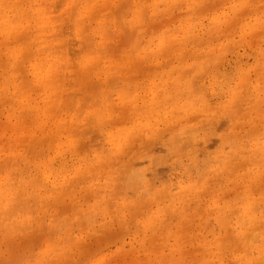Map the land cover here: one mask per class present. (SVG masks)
I'll return each mask as SVG.
<instances>
[{
    "label": "rangeland",
    "instance_id": "374dc122",
    "mask_svg": "<svg viewBox=\"0 0 264 264\" xmlns=\"http://www.w3.org/2000/svg\"><path fill=\"white\" fill-rule=\"evenodd\" d=\"M261 90L264 0H0V264H264Z\"/></svg>",
    "mask_w": 264,
    "mask_h": 264
},
{
    "label": "bare ground",
    "instance_id": "6f19581e",
    "mask_svg": "<svg viewBox=\"0 0 264 264\" xmlns=\"http://www.w3.org/2000/svg\"><path fill=\"white\" fill-rule=\"evenodd\" d=\"M51 3H56L58 0H49ZM7 2H8V0H7ZM12 2H13V0H12ZM31 2H33V3H35L36 4V0H31ZM18 2H15L14 4H17ZM13 4V3H12ZM18 6V4L16 5V7L14 8V9H12V11H14V15H13V17L12 18H10V17H8L10 20H11V22L16 26V25H19V23L20 22H22V20H26V19H28V17H30L31 16V18L33 19L34 17L36 18V6L35 5H32L31 7H30V12L28 13V12H24L23 10H22V8H23V6H22V8H20L19 6ZM14 7V6H13ZM25 11H27V9L25 10ZM40 11H42V10H40ZM43 13L44 12H42V15H43ZM38 15H40V13H38ZM44 16H46L47 17V13L45 14L44 13ZM8 19V20H9ZM7 20V21H8ZM23 24V23H22ZM11 25V24H10ZM37 70V69H36ZM262 91L263 90H261V93H262ZM258 93V92H257ZM262 94H264V93H262ZM181 97V96H180ZM189 97V96H188ZM200 98H202L201 96H200ZM150 99H151V104H150V106H151V109L152 108H154V107H157V104H160V102H161V104H162V108H159L160 110H161V112L159 113V115H158V117L156 118V120H154V121H152V122H156L160 117H163V116H167V115H169V114H178V113H180V112H182V111H184L182 108H176L175 106H177L178 104V99H179V92L178 93H172V94H170V93H167V94H165V96H163V98L160 100V101H156V99H155V97H153L152 96V94H151V96H150ZM260 101H263L264 102V100H260ZM258 102H259V100H258ZM157 103V104H156ZM173 103H176V105H174ZM203 105V104H202ZM181 106L182 107H184V108H187L188 107V105L187 104H184V103H181ZM185 113H188V112H185ZM163 120V119H162ZM160 121V120H159ZM153 124V123H152ZM151 124H149V125H145V126H142L141 127V129H144V128H146V127H148V126H150ZM136 130H139L138 128H136ZM209 130V129H208ZM213 130V129H212ZM154 131V130H153ZM210 131V130H209ZM156 132V131H155ZM211 132H213V131H211ZM149 143V142H148ZM151 144V143H150ZM149 144V145H150ZM262 146H264V143H262V145H261V147ZM243 154H245V152H243ZM257 156V155H256ZM247 158V157H246ZM227 159L228 158H226V161H227ZM247 160L248 159H246V163H247ZM241 163V162H240ZM242 163H243V161H242ZM241 163V164H242ZM246 163H243V164H246ZM210 168H211V166L209 167V168H204V169H206L205 171H204V173L206 174V175H208V174H210L211 173V170H210ZM8 181L9 180H7L6 181V183L4 184V188H3V190L1 191L2 193H5L6 192V190H7V187H6V184H7V186L8 187H10L9 186V184H8ZM189 184V183H188ZM11 185V184H10ZM184 185H187V184H182L180 187H183ZM190 186V185H189ZM20 188H21V186H20ZM167 188H171V186L170 185H168V187ZM189 188V187H188ZM1 189H2V187H1ZM0 189V190H1ZM26 189V188H25ZM164 189H165V192L163 193V191H164ZM164 189H161L159 192H160V194H165V193H167L166 195H168V193L169 192H167V190H169V189H167L166 190V187H164ZM163 190V191H162ZM171 190H172V188H171ZM149 191V190H148ZM23 192V191H22ZM155 192V191H154ZM159 192H156V193H158L159 194ZM6 194V193H5ZM157 194V195H158ZM159 194V195H160ZM175 195V194H174ZM164 195H162V197H163ZM169 196V195H168ZM172 196V195H171ZM5 197H6V195H5ZM4 201H6V202H4V204H7L8 203V201L7 200H4ZM9 206V205H8ZM234 212H236V211H234ZM238 213V212H237ZM236 215V214H235ZM264 215V214H263ZM259 216H261V215H259ZM239 219H240V217H239ZM254 219H255V217H254ZM259 219V218H258ZM254 221V220H253ZM256 221V220H255ZM260 221V220H259ZM262 222L264 221V220H261ZM246 222H247V220H245V223H243V224H246ZM261 222V224H263ZM237 223V222H236ZM239 224V223H238ZM255 225H256V223H255ZM260 225V224H259ZM258 225V226H259ZM264 225V224H263ZM239 226V225H238ZM257 226V228L256 227H253V228H256L257 229V231L259 230V227ZM252 227V226H251ZM242 228H243V226H242ZM251 229V230H254V229ZM246 229V228H245ZM250 229V228H249ZM261 229V228H260ZM244 230V229H243ZM244 232H248V229H247V231H244ZM255 232H256V230H255ZM260 232V231H259ZM254 233V232H253ZM247 234V233H246ZM255 234V233H254ZM251 235V234H250ZM239 236V235H238ZM245 236V235H244ZM243 236V237H244ZM248 236V235H247ZM235 237H236V235H235ZM242 236H241V238H243ZM246 237V236H245ZM238 238V237H237ZM250 238V237H249ZM254 238V237H253ZM253 238H252V240H253ZM264 238V237H263ZM236 239V238H235ZM238 240H239V238H238ZM246 240V239H245ZM248 240V239H247ZM250 240V239H249ZM248 240V241H249ZM258 240V239H257ZM247 241V242H248ZM256 241V240H255ZM239 242V241H238ZM249 242H251V240L249 241ZM227 243V242H226ZM255 243V242H254ZM227 244H229V243H227ZM226 244V245H227ZM264 243H262L261 245H263ZM230 245V244H229ZM228 245V246H229ZM238 246L240 245V243L239 244H237ZM249 245H250V243H249ZM227 247V246H226ZM241 247V246H240ZM245 246H244V244H243V247H241V249L242 248H244ZM230 249V248H229ZM245 250H247L246 248H245ZM244 250V253L246 252ZM229 251H231V249L229 250ZM228 251V248H227V252H229ZM248 251V250H247ZM243 252V251H242ZM262 253V252H261ZM248 254V253H247ZM219 255V254H218Z\"/></svg>",
    "mask_w": 264,
    "mask_h": 264
}]
</instances>
